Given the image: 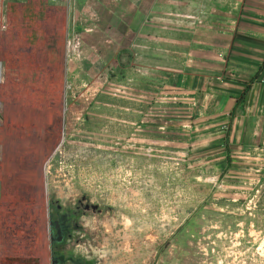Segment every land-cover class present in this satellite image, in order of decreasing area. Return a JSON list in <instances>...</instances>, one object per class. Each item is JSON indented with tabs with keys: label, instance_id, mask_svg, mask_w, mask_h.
Here are the masks:
<instances>
[{
	"label": "rangeland",
	"instance_id": "1",
	"mask_svg": "<svg viewBox=\"0 0 264 264\" xmlns=\"http://www.w3.org/2000/svg\"><path fill=\"white\" fill-rule=\"evenodd\" d=\"M240 1L0 0V264H264V137L202 150Z\"/></svg>",
	"mask_w": 264,
	"mask_h": 264
},
{
	"label": "crops",
	"instance_id": "2",
	"mask_svg": "<svg viewBox=\"0 0 264 264\" xmlns=\"http://www.w3.org/2000/svg\"><path fill=\"white\" fill-rule=\"evenodd\" d=\"M235 15L226 19L230 27L217 66L207 72L222 113L217 122L227 121L228 131H214L202 150H263L258 125L264 122V0H241Z\"/></svg>",
	"mask_w": 264,
	"mask_h": 264
}]
</instances>
